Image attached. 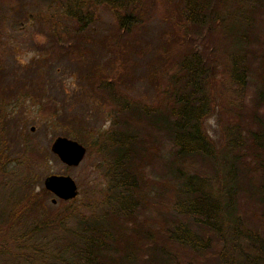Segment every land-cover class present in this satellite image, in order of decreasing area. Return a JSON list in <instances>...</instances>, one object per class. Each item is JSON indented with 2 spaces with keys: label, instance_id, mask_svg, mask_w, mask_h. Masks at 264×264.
<instances>
[{
  "label": "trees",
  "instance_id": "1",
  "mask_svg": "<svg viewBox=\"0 0 264 264\" xmlns=\"http://www.w3.org/2000/svg\"><path fill=\"white\" fill-rule=\"evenodd\" d=\"M10 1L0 4L8 7ZM39 1L19 6L15 14L49 23L50 45L41 59L49 65L61 58L80 60V38L101 4L114 17L112 50L123 59L131 51L129 43L120 46L124 36L150 18L159 0ZM163 5L174 36L161 47L166 65L157 70L154 98L122 93L120 77L99 76L92 64L80 79L86 93L101 98L96 108L107 107L102 128L87 116L60 113L52 99L33 92L39 107L49 110L51 128L67 125L73 139L99 156L93 171L102 182L93 191L101 198L97 206L84 207L88 214L72 206L73 199L60 200L64 205L54 219H37L10 241L0 238V264L28 262L41 249L30 242L47 232L61 238L48 264H264V0ZM202 31L199 47L190 32ZM245 88L251 91L249 103L241 96ZM4 109L0 95V177H13L15 166L26 163L18 185L3 182L0 190V221L8 219L14 229L26 210H45L48 192L32 194L29 185L34 166L52 155L18 122L8 131L4 124L11 113ZM213 116L222 133L218 146L203 127ZM163 146L169 158L161 155ZM155 167L163 176L148 178L147 169Z\"/></svg>",
  "mask_w": 264,
  "mask_h": 264
},
{
  "label": "rangeland",
  "instance_id": "2",
  "mask_svg": "<svg viewBox=\"0 0 264 264\" xmlns=\"http://www.w3.org/2000/svg\"><path fill=\"white\" fill-rule=\"evenodd\" d=\"M27 3L34 5L39 4L40 1L11 0L8 7L0 4V89L2 90L0 95L4 100V112L11 113L8 123L4 124L8 131L15 121L18 122L20 129L29 132L30 140L37 142L42 150H49L50 142H53L55 136L60 135V137L65 136L72 140L75 139H73L74 135L71 130L66 128L67 125H62L59 122L51 128L47 122L50 117L49 110L39 107L34 99L36 94L33 92L42 95L40 98L52 99L60 113L70 116L73 114L79 115L82 119L87 116L93 127L102 125V128H104L107 124V113L104 110L107 107L104 105L103 110L96 108L94 102L100 101L102 103L101 98L86 93L84 91L87 88L86 82L80 79V75L92 64L98 66L95 67L99 76L120 77L121 81L116 79L119 81L117 88L122 93L132 96L133 99L141 98L146 101L157 95V89L155 88L156 75L166 65L163 62L165 50L162 51L161 47L164 42H168V40H171L170 37L174 36L168 10L163 5L164 0L154 3L150 12H148L150 18H147L142 26H138L130 37L128 35L124 36L126 41H123L120 46L129 43L131 51L127 50L128 55L123 59L120 58L119 53L112 50V39L117 36L115 35L114 17L107 7L101 4L94 11L89 29L80 38V60L70 59L67 61V59L61 58L52 61L49 65L41 62L43 56L48 54L45 48L50 45L49 23H45L42 18L35 20L33 15L23 17V15L18 16L15 14L16 8L18 9L21 5L26 8ZM34 9L33 6L31 10L34 11ZM190 36L194 40L193 43L198 44L200 47V41H202L201 39L204 38L205 34L204 31L190 32ZM127 60H129L128 63H126ZM80 93L84 97L72 98ZM250 95L251 91L249 89L245 88L242 91L241 96L245 101L244 103L250 102ZM81 100L82 102H80ZM211 118H214V123H209ZM18 126H16V130H18ZM203 127L216 146L221 145V128L215 116L205 120ZM31 128L32 131H30ZM78 133L84 136V132L81 130H78ZM7 139L10 143L11 138L9 139L7 136ZM84 148L87 151H85L83 159L76 167L64 166L52 154L44 164L34 166L35 178L29 185L31 193L35 194L41 188L43 189L42 181L46 175H68L75 182L78 191L77 197L73 200L70 199L73 203L72 206L80 209L79 212L88 214L89 210L85 211V209L87 210L93 203L97 206L101 198L95 192L100 187L102 180L93 171L96 162L100 161L99 156L93 151L88 153L89 150L86 146ZM161 150V155L169 158L166 147L163 146ZM25 167V162L17 164L14 168L15 174L13 177L9 174L0 177V190L3 182H5L4 185L6 183L12 185L13 182L18 185V177L22 178L24 176ZM157 169L156 167L153 170L147 169V177L159 179L157 177L163 176L161 170ZM93 185L94 190L96 189L95 192L93 191ZM6 198L4 196L2 200ZM52 198L55 200L54 204L50 201ZM43 205L44 211L26 210L25 218L17 222L14 229L8 227V219L1 220L0 238L10 241L9 239L16 238L17 234L20 235L27 228L33 227L37 219L42 221L47 220V218L54 219L57 211H62L59 209L64 204L48 192L46 198L43 199ZM2 212L4 211L0 210V213ZM145 213L147 216L151 214V212ZM245 213L250 214L251 210H246ZM60 242L59 233L47 232L44 235H38L36 240L31 241L30 244L35 245L37 248L40 247L42 250L33 251L34 255L29 257L28 262L18 260L14 264H48L50 257L47 255L56 253ZM14 244L6 243L9 246ZM4 264L13 263L7 261Z\"/></svg>",
  "mask_w": 264,
  "mask_h": 264
},
{
  "label": "water",
  "instance_id": "3",
  "mask_svg": "<svg viewBox=\"0 0 264 264\" xmlns=\"http://www.w3.org/2000/svg\"><path fill=\"white\" fill-rule=\"evenodd\" d=\"M30 131H32V128ZM52 141L49 145V151L64 166L76 167L83 159L85 151H87L78 140H72L65 136H55ZM42 184L43 189L53 194L55 199L57 198L65 202L77 197L78 191L75 182L68 175H46ZM50 201L53 204L55 203L53 198Z\"/></svg>",
  "mask_w": 264,
  "mask_h": 264
},
{
  "label": "clouds",
  "instance_id": "4",
  "mask_svg": "<svg viewBox=\"0 0 264 264\" xmlns=\"http://www.w3.org/2000/svg\"><path fill=\"white\" fill-rule=\"evenodd\" d=\"M209 123H214V118H211V119L209 120Z\"/></svg>",
  "mask_w": 264,
  "mask_h": 264
}]
</instances>
